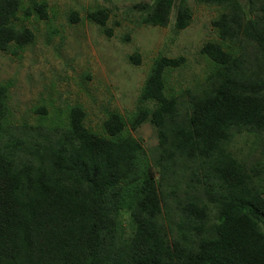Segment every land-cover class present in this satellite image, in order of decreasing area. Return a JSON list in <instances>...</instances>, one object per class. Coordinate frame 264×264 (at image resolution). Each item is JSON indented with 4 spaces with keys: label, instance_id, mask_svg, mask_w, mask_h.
Instances as JSON below:
<instances>
[{
    "label": "trees",
    "instance_id": "1",
    "mask_svg": "<svg viewBox=\"0 0 264 264\" xmlns=\"http://www.w3.org/2000/svg\"><path fill=\"white\" fill-rule=\"evenodd\" d=\"M195 1L222 9L220 40L200 49L205 80L170 90L187 58L161 54L134 112H107L101 131L80 104L17 124L0 83V264H264V0ZM174 10V30L187 29V0L141 3L137 24L167 27ZM110 11L86 17L108 36ZM33 18H49L45 0H0V50L33 45ZM146 123L149 152L131 134Z\"/></svg>",
    "mask_w": 264,
    "mask_h": 264
},
{
    "label": "rangeland",
    "instance_id": "2",
    "mask_svg": "<svg viewBox=\"0 0 264 264\" xmlns=\"http://www.w3.org/2000/svg\"><path fill=\"white\" fill-rule=\"evenodd\" d=\"M22 1L31 4L42 0ZM45 1L49 18L24 22L36 34L35 43L27 46L20 57L0 50V83H12L9 104L17 124L36 123L40 114L35 109L40 105L56 114L80 104L87 112L86 125L101 131L107 112L119 111L126 117L134 112L156 57L163 54L187 58L186 67L171 72L168 79L170 90L187 91L207 75L209 63L200 55V49L210 39L220 40L212 22L222 13L221 7L201 5L195 0H187L192 22L179 32L174 30L175 10L167 27L137 24L139 5L151 0ZM99 7L111 10L107 27L113 30L112 36L86 18L89 11ZM73 12L81 21H71ZM136 54L140 55V65L131 61ZM131 134L147 152L158 145V132L151 123ZM243 140L238 138L232 149L248 152L249 145Z\"/></svg>",
    "mask_w": 264,
    "mask_h": 264
},
{
    "label": "clouds",
    "instance_id": "3",
    "mask_svg": "<svg viewBox=\"0 0 264 264\" xmlns=\"http://www.w3.org/2000/svg\"><path fill=\"white\" fill-rule=\"evenodd\" d=\"M213 7H217V6H213Z\"/></svg>",
    "mask_w": 264,
    "mask_h": 264
}]
</instances>
